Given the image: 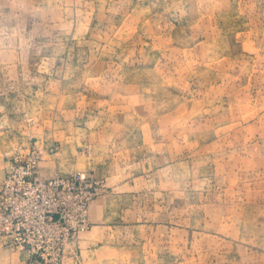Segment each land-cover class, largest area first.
<instances>
[{
    "label": "rangeland",
    "instance_id": "rangeland-1",
    "mask_svg": "<svg viewBox=\"0 0 264 264\" xmlns=\"http://www.w3.org/2000/svg\"><path fill=\"white\" fill-rule=\"evenodd\" d=\"M44 133L115 155L82 264H264V0H0V155Z\"/></svg>",
    "mask_w": 264,
    "mask_h": 264
},
{
    "label": "built area",
    "instance_id": "built-area-1",
    "mask_svg": "<svg viewBox=\"0 0 264 264\" xmlns=\"http://www.w3.org/2000/svg\"><path fill=\"white\" fill-rule=\"evenodd\" d=\"M58 146L49 148V153ZM45 150L38 141L7 159L0 187V238L43 264H64L68 246L92 228V203L108 192L104 178L86 171L39 176Z\"/></svg>",
    "mask_w": 264,
    "mask_h": 264
},
{
    "label": "crops",
    "instance_id": "crops-1",
    "mask_svg": "<svg viewBox=\"0 0 264 264\" xmlns=\"http://www.w3.org/2000/svg\"><path fill=\"white\" fill-rule=\"evenodd\" d=\"M46 134L47 133H44V135H40V137L31 139L29 144L18 148L19 150L29 146L32 142L38 141L42 149L45 150L44 159L39 167V176L42 178H49L55 175H69L76 171H81L79 168L83 167L85 169L83 171L94 173L96 176L106 179L104 177V175H107L106 170L108 172L111 170L110 168L116 166L115 164H112L115 155H112V158L107 160L105 157L103 159V157L100 156V153L87 155L84 149L81 151L76 146L70 144V140L62 142L61 140L53 139V137H46ZM53 145L58 146V151L54 154H50L49 148ZM97 146L99 145L97 144ZM89 147L91 148V146ZM10 156L4 154L0 155V187L7 172V159ZM119 157L120 155L118 158ZM80 159H83L84 163H80ZM106 182L110 190L112 186L107 179ZM126 184L127 183H123L122 185ZM114 187H117L115 190H118L120 184H116ZM104 200H107V198L99 199L98 201L96 200L92 204L90 209V219L93 223V227L90 230L83 232L78 240L68 246L64 259L65 264L88 263V252L90 250L86 251L84 249H93L94 246H98L99 242H102L105 239L107 240V238L112 236V232L114 233L115 231H121L124 229L121 225L110 223L111 215L106 208L107 206L105 205ZM0 264H40V261L32 255L11 248L8 245V240L6 238H0Z\"/></svg>",
    "mask_w": 264,
    "mask_h": 264
},
{
    "label": "bare ground",
    "instance_id": "bare-ground-1",
    "mask_svg": "<svg viewBox=\"0 0 264 264\" xmlns=\"http://www.w3.org/2000/svg\"><path fill=\"white\" fill-rule=\"evenodd\" d=\"M93 203H94V202H93ZM93 203H92V204H93Z\"/></svg>",
    "mask_w": 264,
    "mask_h": 264
}]
</instances>
